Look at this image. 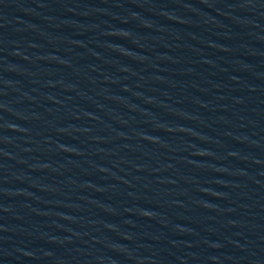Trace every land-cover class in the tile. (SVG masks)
Returning a JSON list of instances; mask_svg holds the SVG:
<instances>
[{
	"label": "water",
	"instance_id": "95a60500",
	"mask_svg": "<svg viewBox=\"0 0 264 264\" xmlns=\"http://www.w3.org/2000/svg\"><path fill=\"white\" fill-rule=\"evenodd\" d=\"M0 264H264V0H0Z\"/></svg>",
	"mask_w": 264,
	"mask_h": 264
}]
</instances>
